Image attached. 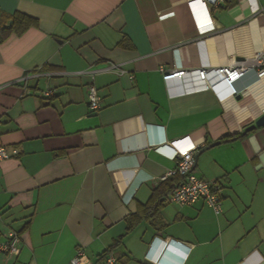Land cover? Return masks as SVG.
Returning a JSON list of instances; mask_svg holds the SVG:
<instances>
[{"label": "crops", "instance_id": "crops-1", "mask_svg": "<svg viewBox=\"0 0 264 264\" xmlns=\"http://www.w3.org/2000/svg\"><path fill=\"white\" fill-rule=\"evenodd\" d=\"M208 7L196 15L187 0H0V22L15 12L38 21L0 43V145L19 150L0 163V264H68L79 249L84 264H107L102 255L120 238L115 264L156 263L154 240L170 264H264V126L231 139L264 114V77L251 68L233 94L221 79L203 88L196 74L165 79L161 70L264 64V0ZM113 63L133 77L101 70L92 79ZM92 82L99 111L88 104ZM186 135L200 150L221 141L196 152L195 169L223 184L222 212L166 198L129 230L176 165L156 148ZM9 230L21 235L19 254L1 250Z\"/></svg>", "mask_w": 264, "mask_h": 264}, {"label": "built area", "instance_id": "built-area-1", "mask_svg": "<svg viewBox=\"0 0 264 264\" xmlns=\"http://www.w3.org/2000/svg\"><path fill=\"white\" fill-rule=\"evenodd\" d=\"M222 1V0H220ZM189 7L197 15L198 11L201 10L204 14L208 15V0H187ZM217 3V1H215ZM212 22L210 16H206L204 19L197 20V25L199 27L208 26ZM251 68L257 70L258 79L264 77V64L260 61L258 65L249 67L238 62L236 64H231L217 69H196V70H186V69H173L169 72H165V69L161 67L164 72V78L169 79L173 77H185L191 74H196L198 78L203 82V88H216L215 80L221 79L224 81L230 92L233 94L238 93V89L235 86L236 82L240 80L245 73ZM101 70H113L119 75H129L131 78L133 75L129 74L127 70L123 69L119 64L113 63L102 69H95L91 71L92 79L95 77V73ZM29 76H25L18 82H24L25 85L28 82ZM54 95L52 89H46L43 91V97L48 98ZM103 97L100 95L98 87L94 82L90 83L88 86V104L92 111H99L103 106ZM1 126V120H0ZM168 148L171 152H167L175 161L176 165L168 171L164 176V179L169 177L178 176L180 179L176 183L175 187L169 193L167 199L171 203H175L181 206H190L199 200H204L213 210L219 214L222 212V200L224 196V186L219 180H208L200 177L195 169L196 163V152L199 151V147L194 143L190 135H186L168 143H164L158 146L156 150L164 151L162 148ZM163 150V151H162ZM19 155V150L15 147H8L6 145H0V163L8 160L10 158ZM5 242L1 245V250L9 255H16L20 252L21 235L16 230H9L5 234ZM157 239V238H156ZM162 242L165 240L159 239ZM155 242V240H154ZM152 242L148 253L155 261L159 260L161 254L165 249V245L157 244ZM153 245H155L153 247ZM188 248V247H187ZM165 249V250H164ZM174 258V256H172ZM86 260V253L84 250L79 249L76 256L70 260L68 264H84ZM107 264H115L116 258L112 252H110L106 258Z\"/></svg>", "mask_w": 264, "mask_h": 264}, {"label": "trees", "instance_id": "trees-1", "mask_svg": "<svg viewBox=\"0 0 264 264\" xmlns=\"http://www.w3.org/2000/svg\"><path fill=\"white\" fill-rule=\"evenodd\" d=\"M33 26H38L37 19L21 12H15L10 15L6 22H0V43L3 42L10 34L16 33L22 35L25 31ZM249 132L244 131L231 136V139L238 140L244 138ZM180 178L178 176L169 177L163 181L154 191L152 198L147 204L140 206L139 211L131 217L129 230L133 228L134 224L142 217L147 216L151 218L160 212V208L164 204L168 194L175 187ZM121 238L117 240L110 248L103 253L106 257L108 253L117 247L121 242Z\"/></svg>", "mask_w": 264, "mask_h": 264}, {"label": "water", "instance_id": "water-1", "mask_svg": "<svg viewBox=\"0 0 264 264\" xmlns=\"http://www.w3.org/2000/svg\"><path fill=\"white\" fill-rule=\"evenodd\" d=\"M261 126H264V114H262V116L260 117V118H258V120L255 122V124H252V125H250V126H248L246 129H245V133H247V132H250V131H252V130H254L255 128H257V127H261ZM221 143V141H217V142H215V143H213V144H210L209 146H206V147H204V148H202L201 150H200V152H202V151H205V150H207L209 147H213V146H215V145H218V144H220ZM197 156H198V154L196 155V158H197ZM172 258V255L168 252V251H164L162 254H161V257L159 258V260H157V262L155 263V262H153V261H149V262H144L145 264H170V259Z\"/></svg>", "mask_w": 264, "mask_h": 264}, {"label": "clouds", "instance_id": "clouds-1", "mask_svg": "<svg viewBox=\"0 0 264 264\" xmlns=\"http://www.w3.org/2000/svg\"><path fill=\"white\" fill-rule=\"evenodd\" d=\"M208 12H209V8H207Z\"/></svg>", "mask_w": 264, "mask_h": 264}]
</instances>
